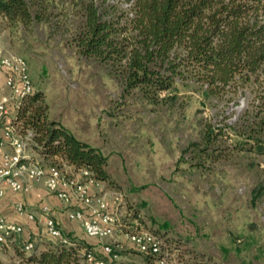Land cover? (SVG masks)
Segmentation results:
<instances>
[{
    "label": "rangeland",
    "instance_id": "obj_1",
    "mask_svg": "<svg viewBox=\"0 0 264 264\" xmlns=\"http://www.w3.org/2000/svg\"><path fill=\"white\" fill-rule=\"evenodd\" d=\"M50 2L48 19L26 27L0 16V56H21L48 120L105 157L110 182H101L102 191L110 196L119 226L98 244L113 246L116 264H156L123 237L137 218L159 238L158 257L165 264H264V154L229 151L210 160L191 145L202 146L203 121L231 135L253 93L237 94L236 103L224 95L201 106L188 85L178 86L174 103H150L138 89L124 90L108 66L77 51L70 1ZM227 139L220 140L222 146ZM27 153L43 164L50 161L33 147ZM55 162L66 165L59 158ZM34 224L35 250L55 241L42 222ZM26 238L20 234L18 245ZM0 261L25 264L12 245L0 246Z\"/></svg>",
    "mask_w": 264,
    "mask_h": 264
},
{
    "label": "trees",
    "instance_id": "obj_2",
    "mask_svg": "<svg viewBox=\"0 0 264 264\" xmlns=\"http://www.w3.org/2000/svg\"><path fill=\"white\" fill-rule=\"evenodd\" d=\"M69 1L76 17L72 40L77 51L108 66L124 90L136 88L150 103H174L178 86L192 85L201 106L224 95L236 103L237 94L251 91L249 108L239 124L229 127L231 135L203 121L202 146L191 145L210 160L229 151L264 154V0H124L125 7H119V0ZM50 3L0 0V16L9 25L26 27L46 21ZM13 122L19 133L32 132V147L48 163L57 164L59 158L75 169L86 168L95 180L110 182L105 157L48 120L39 92L21 101ZM62 236L65 242L53 238L38 250L33 244L28 254L22 241L18 245L19 235L0 246L12 245L25 264H96L97 259L116 264L101 253L86 259L89 244Z\"/></svg>",
    "mask_w": 264,
    "mask_h": 264
},
{
    "label": "built area",
    "instance_id": "obj_3",
    "mask_svg": "<svg viewBox=\"0 0 264 264\" xmlns=\"http://www.w3.org/2000/svg\"><path fill=\"white\" fill-rule=\"evenodd\" d=\"M0 196L5 190L12 192H26L30 183H25L28 178L32 182H41L47 193L58 200L71 206L66 210L70 220L80 223L85 236L102 241L113 236L119 226L117 216L110 196L102 191L101 182L91 178L89 171L84 168H73L65 165L43 164L32 158L27 149L32 147V132L26 130L23 134L13 122V114L21 101L33 92V86L27 73L25 60L15 54L0 56ZM10 112V119L5 121L6 114ZM7 143L9 150L3 148ZM113 197V200H116ZM15 210L23 213L21 203L15 204ZM43 213L48 212L46 206L41 207ZM32 219V214H26ZM133 228L124 231L123 237L130 246L141 255L154 258L156 264H165L160 254L159 238L146 229H142L137 218L133 219ZM44 231L51 238L65 242L61 230L55 220L46 216ZM22 233V226L10 222L0 214V245L8 239ZM118 247V244L114 245ZM33 247V242L26 238L23 242V251L28 253ZM100 253L108 260H115L117 253L109 243L100 244ZM86 259L93 258V250L84 253ZM102 259H97L96 264H103Z\"/></svg>",
    "mask_w": 264,
    "mask_h": 264
},
{
    "label": "crops",
    "instance_id": "obj_4",
    "mask_svg": "<svg viewBox=\"0 0 264 264\" xmlns=\"http://www.w3.org/2000/svg\"><path fill=\"white\" fill-rule=\"evenodd\" d=\"M2 82V76L0 75V84ZM1 129V125H0ZM3 148L9 150L7 143H4ZM25 183H31L26 178ZM21 203L24 209L23 213H18L15 210V204ZM46 206L48 208L47 213L41 211V207ZM71 206L58 200L55 196L49 194L44 189L41 182H34L29 184V188L26 192H12L5 190L4 194L0 196V214L10 222L17 223L22 226L23 237H31V232L35 229V220L44 223L46 216L52 217L63 235L69 238L81 239L90 245L94 253H100V243L95 238H90L84 235L80 223L76 220H70L66 216V210ZM32 214V219H28L26 214ZM36 231V230H35ZM9 246V244L5 245Z\"/></svg>",
    "mask_w": 264,
    "mask_h": 264
}]
</instances>
